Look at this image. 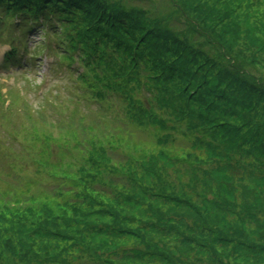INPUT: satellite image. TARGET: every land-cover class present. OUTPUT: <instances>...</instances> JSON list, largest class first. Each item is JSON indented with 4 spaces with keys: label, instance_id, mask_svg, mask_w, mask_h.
<instances>
[{
    "label": "trees",
    "instance_id": "trees-1",
    "mask_svg": "<svg viewBox=\"0 0 264 264\" xmlns=\"http://www.w3.org/2000/svg\"><path fill=\"white\" fill-rule=\"evenodd\" d=\"M133 1L149 7L0 0L4 66L21 64L27 34L47 27L53 41L37 50L78 61L96 101H119L134 125L159 131L155 149L128 144L125 155L115 135L79 146L59 209L3 202L0 264H264V80L240 64L261 63L259 41L238 31L250 17L264 23V0H170L167 16ZM222 36L232 37L223 48ZM205 60L190 98L180 87Z\"/></svg>",
    "mask_w": 264,
    "mask_h": 264
},
{
    "label": "rangeland",
    "instance_id": "rangeland-1",
    "mask_svg": "<svg viewBox=\"0 0 264 264\" xmlns=\"http://www.w3.org/2000/svg\"><path fill=\"white\" fill-rule=\"evenodd\" d=\"M168 1L170 3V0H155L153 6L159 11V14L167 16L170 12L167 7H164V4H167ZM261 2L264 4L263 1ZM127 4L133 8L148 9L149 7L140 5L133 0H128ZM180 9L179 7L178 10ZM177 14L180 21L185 22L184 19L180 18L182 12ZM253 20H255V24H253ZM14 21L16 22L17 19ZM188 22L190 25H194L191 20ZM182 29L188 31V27ZM196 29L203 31L199 23H197ZM239 30L241 34L248 30L250 37L254 35L260 41L264 35V23L262 20L250 17V21L243 27H239ZM45 34L39 25L26 36L28 53L24 56L30 64L27 62L21 67L13 65L7 67L0 64V117L10 115L13 111H25L22 106L13 108L16 103L13 96L17 92L35 103L32 93L26 86L31 85L35 88L40 85L41 80L38 77H42L45 81L44 87L58 84V90L66 97H71L70 110L67 113L59 110L40 113V118L45 123L44 127L37 129L47 133V138L42 139V137L33 135L36 141L34 145L18 143L17 138L10 132L8 133L12 141L11 150L6 149L4 152H0V207L5 202L19 208L28 204L33 198L36 200V204L40 201H48L50 205L55 206V209H59L63 205L61 201L67 198L64 192L73 189L72 181L66 179L65 176L69 174L68 178L72 177L79 165V154H81L79 146L87 145V140L95 136L99 139L103 138L105 142L106 139L112 140L111 135L121 138L122 141L113 140L112 143L118 146L116 149L120 155H125L128 150L134 149L128 148V144H137L142 148L150 147V150L157 146L156 137L159 131L156 125H148V128L134 125L133 121L124 115L123 110L117 109L119 101L113 102L112 100L102 103L96 101L97 99L90 94V90L78 80V73L85 69L78 61H61L57 55H53L49 50H36L38 47L36 43L47 44L48 39ZM9 44V42L0 43V61L3 59V53L9 50ZM34 54L37 57H33ZM255 56L258 55L255 54ZM240 62L244 67L243 69L251 72H256L255 70L259 69L251 67L247 60L240 59ZM234 64L240 66L238 61H235ZM256 74V80H264V71L260 70V73L256 72ZM42 94L43 88L40 89L36 99ZM35 107L39 109L40 106L35 104ZM74 118H76L75 121ZM88 125L93 127L92 131L88 129L87 131L83 127ZM54 127L66 131L60 138H57L52 134ZM0 130H2V126H0ZM95 131L99 134L96 135ZM173 134L180 139L182 138L177 132H173ZM133 139L136 140V143L132 141ZM84 141L86 142L84 143ZM142 148H140V152L143 151ZM112 149L114 148L110 147V150ZM36 154L45 160V165H40L32 158ZM16 165H19L18 171ZM55 202L58 203L55 204Z\"/></svg>",
    "mask_w": 264,
    "mask_h": 264
},
{
    "label": "clouds",
    "instance_id": "clouds-1",
    "mask_svg": "<svg viewBox=\"0 0 264 264\" xmlns=\"http://www.w3.org/2000/svg\"><path fill=\"white\" fill-rule=\"evenodd\" d=\"M255 23V20H253V24ZM221 40H223L224 43H220L219 40L215 41V43H218L220 47L223 48L225 44H230L232 42V37L222 36ZM179 42L183 44V41ZM240 43L242 44L243 40H241ZM255 51L259 54V59L261 61L257 67L264 71V35H262L261 40L259 41V46L255 49ZM193 64L195 65V61H193ZM206 67V60L198 65H195L192 72L193 79L186 80L181 85L180 90L186 93L188 97L194 98L198 94V88L196 87L198 78L206 69ZM38 79L41 80V84L37 85L35 88H33L31 85L26 86L27 89L32 93L35 103L29 101L26 96L17 92L13 96L16 101L15 105H13V108L15 109L22 106L25 111H13L10 115L0 117V126H2V130H0V152H4L6 149L11 150L12 141L11 137L8 135L9 132L17 138L18 143L34 145L36 141L32 133L37 128L44 127L45 123L40 118V113L47 112L49 110H59L67 113L70 110L69 103L71 101V97H66L63 95L62 92L58 90V84H52L44 87L45 81L43 78L38 77ZM41 88H43V94L40 95L38 99H36ZM35 104H39V109H36ZM64 131L66 130L54 127L52 129V134L57 138H60ZM32 158L35 159L40 165H45V160L42 159L39 154L33 155ZM16 170H19V165H16ZM4 227L7 228L8 225L5 224Z\"/></svg>",
    "mask_w": 264,
    "mask_h": 264
}]
</instances>
